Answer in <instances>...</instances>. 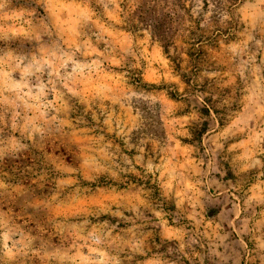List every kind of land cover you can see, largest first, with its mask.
<instances>
[{
	"label": "rangeland",
	"instance_id": "374dc122",
	"mask_svg": "<svg viewBox=\"0 0 264 264\" xmlns=\"http://www.w3.org/2000/svg\"><path fill=\"white\" fill-rule=\"evenodd\" d=\"M0 264H264V0H0Z\"/></svg>",
	"mask_w": 264,
	"mask_h": 264
}]
</instances>
